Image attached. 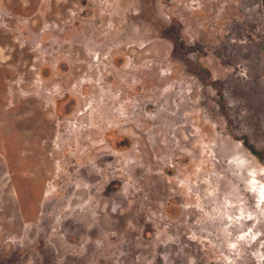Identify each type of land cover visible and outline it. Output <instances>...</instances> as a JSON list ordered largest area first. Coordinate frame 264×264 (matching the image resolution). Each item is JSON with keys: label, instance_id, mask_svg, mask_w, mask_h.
Returning a JSON list of instances; mask_svg holds the SVG:
<instances>
[{"label": "rangeland", "instance_id": "1", "mask_svg": "<svg viewBox=\"0 0 264 264\" xmlns=\"http://www.w3.org/2000/svg\"><path fill=\"white\" fill-rule=\"evenodd\" d=\"M0 264H264V0H0Z\"/></svg>", "mask_w": 264, "mask_h": 264}, {"label": "trees", "instance_id": "2", "mask_svg": "<svg viewBox=\"0 0 264 264\" xmlns=\"http://www.w3.org/2000/svg\"><path fill=\"white\" fill-rule=\"evenodd\" d=\"M256 155H258V154L256 153Z\"/></svg>", "mask_w": 264, "mask_h": 264}]
</instances>
